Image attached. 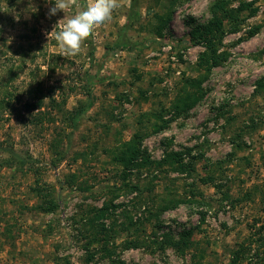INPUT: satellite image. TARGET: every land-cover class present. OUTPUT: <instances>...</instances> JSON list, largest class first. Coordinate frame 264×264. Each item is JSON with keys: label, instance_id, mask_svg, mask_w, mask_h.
<instances>
[{"label": "rangeland", "instance_id": "obj_1", "mask_svg": "<svg viewBox=\"0 0 264 264\" xmlns=\"http://www.w3.org/2000/svg\"><path fill=\"white\" fill-rule=\"evenodd\" d=\"M220 1L118 0L65 57L76 7L0 0V264H264V0Z\"/></svg>", "mask_w": 264, "mask_h": 264}, {"label": "clouds", "instance_id": "obj_2", "mask_svg": "<svg viewBox=\"0 0 264 264\" xmlns=\"http://www.w3.org/2000/svg\"><path fill=\"white\" fill-rule=\"evenodd\" d=\"M72 7L77 8L75 14L70 18L65 15V18L54 25L53 31L46 33L48 39L54 36L65 57L79 54L82 42L92 34L97 25L111 20L114 10L120 5L118 0H88L87 4L80 9L76 5V0H55L48 14L50 17L58 12L66 14Z\"/></svg>", "mask_w": 264, "mask_h": 264}, {"label": "trees", "instance_id": "obj_3", "mask_svg": "<svg viewBox=\"0 0 264 264\" xmlns=\"http://www.w3.org/2000/svg\"><path fill=\"white\" fill-rule=\"evenodd\" d=\"M225 5H226V1L222 0L220 1V3H215L213 5V10H214V18L212 20H210L208 28L210 29L211 32L217 31L220 32V34L222 33V28H223V21H224V17L227 16V18L230 19H238V14L236 13L238 10L240 9H235V10H226L225 9ZM221 10V11H220ZM219 11V12H218ZM224 13V16H223ZM126 32V27L122 28V32L120 34V37L117 39L116 41V47L118 48H127V49H131L134 45L139 44L138 42H131L130 39L127 37ZM213 35L215 36V34L213 33ZM216 37V36H215ZM213 36H210V38H214ZM213 41L210 40L208 43V49L207 51L203 54V57L201 58L203 64H207L208 65H213V64H217L221 61V59H224L225 56L223 54L218 55L217 54V50L213 48L212 45ZM124 157V156H123ZM128 166L132 165V160H134V158H128L126 159ZM139 160L137 157L135 158V161ZM149 158H147L145 161H148ZM187 166V168H192L191 164H183V167ZM38 194H41L40 189H38Z\"/></svg>", "mask_w": 264, "mask_h": 264}]
</instances>
